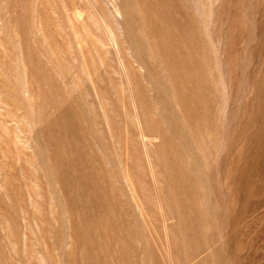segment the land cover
Returning <instances> with one entry per match:
<instances>
[{
    "label": "rangeland",
    "instance_id": "374dc122",
    "mask_svg": "<svg viewBox=\"0 0 264 264\" xmlns=\"http://www.w3.org/2000/svg\"><path fill=\"white\" fill-rule=\"evenodd\" d=\"M0 264H264V0H0Z\"/></svg>",
    "mask_w": 264,
    "mask_h": 264
}]
</instances>
